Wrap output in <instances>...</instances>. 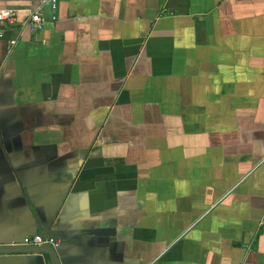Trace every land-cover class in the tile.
<instances>
[{
    "label": "crops",
    "instance_id": "1",
    "mask_svg": "<svg viewBox=\"0 0 264 264\" xmlns=\"http://www.w3.org/2000/svg\"><path fill=\"white\" fill-rule=\"evenodd\" d=\"M41 1L0 0V246L264 264V0Z\"/></svg>",
    "mask_w": 264,
    "mask_h": 264
},
{
    "label": "built area",
    "instance_id": "2",
    "mask_svg": "<svg viewBox=\"0 0 264 264\" xmlns=\"http://www.w3.org/2000/svg\"><path fill=\"white\" fill-rule=\"evenodd\" d=\"M46 4H51L53 10L56 9V0L50 1H41L39 6L35 11L30 13L29 21L27 26L33 32H41L44 29L45 24L47 23V19H45L42 14L41 10L42 7ZM54 19V17L50 18ZM16 22V13L10 10H5L0 8V32L3 28L13 25ZM11 45L15 44V41L10 42ZM260 229L264 233V222L260 224ZM60 241L50 236H41L39 234L34 236H27L25 237L22 242L19 244L20 246L25 247H41V246H48L55 249L59 245ZM14 246V245H13Z\"/></svg>",
    "mask_w": 264,
    "mask_h": 264
},
{
    "label": "water",
    "instance_id": "3",
    "mask_svg": "<svg viewBox=\"0 0 264 264\" xmlns=\"http://www.w3.org/2000/svg\"><path fill=\"white\" fill-rule=\"evenodd\" d=\"M110 230H95L92 234L96 235H108L110 234ZM41 236L45 237V233L40 234ZM8 253H44L47 254L50 258L51 264H60V261L57 257L55 249L48 247V246H41V247H25V246H0V254H8Z\"/></svg>",
    "mask_w": 264,
    "mask_h": 264
}]
</instances>
